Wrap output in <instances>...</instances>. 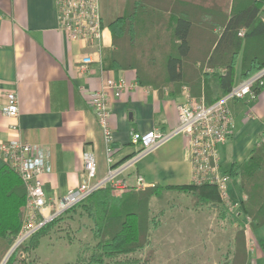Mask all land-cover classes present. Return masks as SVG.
<instances>
[{
	"label": "crops",
	"instance_id": "1",
	"mask_svg": "<svg viewBox=\"0 0 264 264\" xmlns=\"http://www.w3.org/2000/svg\"><path fill=\"white\" fill-rule=\"evenodd\" d=\"M260 16L264 21V12ZM110 48L111 35L105 27L101 45L93 54L94 61L81 70L82 55L94 49L69 40L59 29L55 0H0V141L21 140L46 149L50 170L42 179L48 196L63 195L80 183L81 156L87 151L95 155L97 178L104 177L110 168L103 132L88 98L89 92L100 89L105 79H124L128 84L118 98L108 101L114 167L119 168L137 149L130 141L131 131L144 133L152 128L171 131L178 124V105L184 100L182 90L172 95L164 90L160 95L157 89L138 85L134 71L110 69ZM170 65L173 75L178 77V63L171 61ZM219 71L216 69L212 78ZM12 90L19 101L16 118L7 117L1 111L6 93ZM231 112L233 135L218 146L224 171H228L232 163L247 158L255 146L264 142V89L253 100L234 101ZM224 165L227 167H222ZM191 173L185 137L175 134L140 157L133 166L122 169L117 178L133 182L134 176L139 174L147 185H181L191 182ZM174 190H163L161 198L174 194ZM185 194L189 205L185 212H176L173 222L176 233L184 234L186 252L194 256L197 246L203 244L198 241L209 243L211 239L210 219L216 223L220 219L214 203L194 206L191 194ZM229 195L233 200L244 196L236 179L229 184ZM153 198L160 200L151 196L149 204ZM211 204L214 211L208 208ZM161 210L160 217L165 213L163 208ZM149 212L153 216L158 211ZM159 229L154 228V231ZM245 236L249 264H264V225L251 228L245 223Z\"/></svg>",
	"mask_w": 264,
	"mask_h": 264
},
{
	"label": "trees",
	"instance_id": "2",
	"mask_svg": "<svg viewBox=\"0 0 264 264\" xmlns=\"http://www.w3.org/2000/svg\"><path fill=\"white\" fill-rule=\"evenodd\" d=\"M107 3L119 11L108 12ZM99 11L101 26L111 35L108 67L134 71L138 85L157 89L160 95L187 86L191 96L212 103L264 65V0H99ZM171 61L179 65L178 77ZM216 69L220 71L212 78ZM262 89L253 87L256 96ZM226 172L245 196L238 199L239 210L250 227L264 225V142ZM165 189L191 194L194 206L214 203L219 219L229 215L237 225L232 251L215 264H249L246 221L228 211L214 185L192 182L151 184L120 196L109 186L91 193L78 204L91 217L96 239L87 264H146L153 259L151 249L143 261L131 254L149 242L150 228L160 223L163 210L150 216L149 199L161 198ZM25 199L20 176L0 159V259L21 228ZM59 218L44 225L40 236Z\"/></svg>",
	"mask_w": 264,
	"mask_h": 264
},
{
	"label": "built area",
	"instance_id": "3",
	"mask_svg": "<svg viewBox=\"0 0 264 264\" xmlns=\"http://www.w3.org/2000/svg\"><path fill=\"white\" fill-rule=\"evenodd\" d=\"M55 3L59 29L65 32L69 40L94 49L91 53L83 54L80 59V69L84 70L94 61L93 54L97 53L102 41L99 0H55ZM254 86H264V65L251 76L239 80L212 103H207L203 96H191L188 87L182 86L184 100L178 105L176 127L171 131L158 128L144 133L131 131L130 141L137 149L116 168L112 167L114 137L109 124L108 101L110 98H118L128 84L124 79H105L100 89L89 92L88 98L90 108L103 132L110 168L104 177L97 178L95 155L90 151L83 153L80 183L60 196H48L45 192L42 175L50 168L47 161L48 152L43 146L21 140L0 141V159L14 168L26 188L22 224L14 237L11 252L14 249L19 250L44 225L83 202L95 190L109 186L113 195L120 196L126 191L146 187L147 183L139 174L134 176L133 182L118 179L117 175L175 134L185 137L186 153L192 166L191 182L214 185L228 211L243 218L248 224V217L239 210V201L233 200L229 195L230 177L221 168L218 146L227 142L233 135L234 117L231 104L237 100L255 99ZM1 111L10 118L18 116L19 101L15 91L6 93Z\"/></svg>",
	"mask_w": 264,
	"mask_h": 264
},
{
	"label": "rangeland",
	"instance_id": "4",
	"mask_svg": "<svg viewBox=\"0 0 264 264\" xmlns=\"http://www.w3.org/2000/svg\"><path fill=\"white\" fill-rule=\"evenodd\" d=\"M108 4L105 7L108 8V12L119 11V7L115 6L116 9H114L115 7H110ZM234 180L230 178L229 184ZM172 193L174 194H167L168 196L160 200L157 198L151 200L149 204L151 212L160 211L161 208L165 211L157 226L160 229L156 232L154 228H150L149 242L131 256L143 261L147 251L151 249L154 258L148 260L146 264H215L221 260L223 254L230 255L233 247V231L237 225L229 215H226V219H220L217 223L212 218L210 219L213 233L210 234L209 243L198 241L199 244L203 243L202 246H197L194 256H189L184 247L187 245L184 234L176 233V224L173 222L177 216L176 212H185L186 205H189V197L176 190ZM174 195L180 198H175ZM208 208L211 211L215 210L214 204L208 205ZM92 226L93 221L82 205H76L63 213L49 229L44 231V235L40 236L42 232L37 231L17 251L14 249L11 252V244L0 259V264H5L8 260L9 264H87V258L96 243L92 234ZM37 246L38 249L35 250ZM73 259V262L65 263Z\"/></svg>",
	"mask_w": 264,
	"mask_h": 264
}]
</instances>
